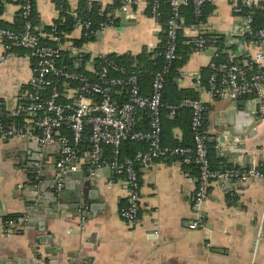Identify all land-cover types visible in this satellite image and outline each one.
<instances>
[{
    "label": "crops",
    "instance_id": "1",
    "mask_svg": "<svg viewBox=\"0 0 264 264\" xmlns=\"http://www.w3.org/2000/svg\"><path fill=\"white\" fill-rule=\"evenodd\" d=\"M79 1L64 0L72 15ZM232 1H208L211 11L204 30L223 35L228 55L249 68L248 57L257 51L264 55V43L256 46L246 39L241 17L232 11ZM87 2L98 4L99 13L109 21L93 37L78 44L75 40L84 38L81 26L75 25L64 34L68 60L72 61L74 55L71 47L87 58H95L110 53L136 55L161 44L165 28L150 16L149 0H138L126 12L120 11V0ZM34 11L41 35L61 16L56 0H34ZM18 15L16 0L2 1L1 26L18 30ZM181 32L188 38L197 35L193 24L182 26ZM215 49L211 45L192 52L179 68L178 85L196 90L206 107L202 133L210 147L212 167L264 169V112L261 115L258 101L252 96L229 101L202 94L206 86L200 83L201 69L209 64ZM3 53L0 44V57ZM34 62L26 49H13L9 57L0 59V99L6 109L13 108L27 88ZM82 68L94 76L92 65L84 64ZM63 85V91L71 93V85ZM141 91L148 94L150 86L147 92L143 88ZM114 99L121 102L124 94L116 91ZM137 127H143L140 118ZM183 134L180 126H174L171 138L180 142ZM89 148L83 139L78 170L59 177L56 144L39 146L35 137L0 136V219L14 217L22 221L21 228L10 235L0 226V264H264V241L255 242L257 224L264 215V182L247 178L213 183L204 203L205 222L190 229L198 171L176 161L157 160L139 169V216L130 226L119 215L127 195L124 178L113 177L105 166L93 168ZM35 158L38 160L29 161ZM25 163L36 165V170L26 168ZM55 176L59 178L57 186L69 191L89 182L82 191L87 206H92L86 210V217H74L72 209H58L56 213L48 207L56 206L49 192ZM35 178L43 186L39 197L46 208L29 215L31 196L26 186H35ZM44 210H53L54 214Z\"/></svg>",
    "mask_w": 264,
    "mask_h": 264
},
{
    "label": "built area",
    "instance_id": "2",
    "mask_svg": "<svg viewBox=\"0 0 264 264\" xmlns=\"http://www.w3.org/2000/svg\"><path fill=\"white\" fill-rule=\"evenodd\" d=\"M22 28L18 31L0 25V44L4 53L1 61L12 54L13 49L31 51L35 62L27 88L18 96L16 105L6 109L0 102V136L1 137H35L38 143L54 142L58 157L55 162L57 176L68 171H77L79 144L86 139L89 143V157L93 168L107 167L113 177L124 178L127 188L125 203L119 209L120 217L130 226L138 221L140 209L139 169L149 167L157 160L168 159L181 165H194L197 168V186L192 199V218L188 223L190 229L202 226L205 222L204 203L211 185L228 180L252 178L264 182L262 167L214 168L209 159V144L203 133L205 105L200 96L185 97L176 104L166 105L169 114L173 115L178 108L190 111L191 144L168 146L162 142L161 109L165 80L173 61L177 57V39L181 29V6H193L194 15L199 18L205 2L211 0H169L170 16L165 23L166 44L159 55L164 63L152 76L150 92L141 91L138 74L119 66L106 55L99 54L95 58L86 57L75 47L72 61L66 65L65 52L67 39L57 34L54 28L45 35L35 31L32 21L33 0H16ZM120 11L126 12L138 3V0H120ZM87 7L91 4L88 2ZM232 11L241 17V30L253 32L254 20L252 10L264 9V0H233ZM160 0L149 1V13L157 22ZM246 10V11H245ZM245 11V12H243ZM76 16V15H75ZM106 23L100 22V27ZM76 26L83 29L84 38L95 35L91 22L76 17ZM197 29V41L193 52L205 48V33L201 19L193 24ZM254 45L264 43V26L255 32ZM46 38V42L41 40ZM71 53V52H68ZM217 56L216 49L213 57ZM101 61L95 65V59ZM251 71L240 69L237 63L209 62L213 70L207 79V86L202 90L212 99L237 100L252 96L258 101L261 115L264 112V55L257 51L248 57ZM93 66V76L82 67ZM92 77V78H91ZM71 85V93L63 91V84ZM116 91L124 94V99H114ZM145 110L148 114L147 128L137 127L138 114ZM20 118L16 121L15 118ZM11 118L9 121H7ZM66 131V132H64ZM125 140L142 143L145 149L137 150L132 156L122 157L121 146ZM109 149V157L102 158L103 148ZM94 173V169L90 174ZM21 219L7 217L0 219V226L10 235L21 228ZM264 241V215L257 224L255 242Z\"/></svg>",
    "mask_w": 264,
    "mask_h": 264
},
{
    "label": "trees",
    "instance_id": "3",
    "mask_svg": "<svg viewBox=\"0 0 264 264\" xmlns=\"http://www.w3.org/2000/svg\"><path fill=\"white\" fill-rule=\"evenodd\" d=\"M2 1L0 0V7L2 6ZM150 1V0H149ZM34 2V0H33ZM58 6L61 8V16L54 21L52 25L46 26L43 30L44 33H49L52 28H54L55 32L61 36L64 37V34L69 33L72 28L75 26L76 17L80 18L82 20H87L91 22V28L95 30L100 29V22L108 23V18L99 13V6L96 3H92L91 7H87V0H80L77 9L75 10V15H72V13L69 11L68 6L64 2V0H56ZM121 2V1H120ZM170 3L169 0H160V8H159V16H158V23L161 24L165 28V23L168 17L170 16ZM211 11V7H208V2H205L202 8V14L199 18H197L193 13V6L191 3L188 5L181 6L180 8V23L181 27L188 24H195L197 22V19H201L203 22H206V18L209 15ZM246 11V10H245ZM243 11V12H245ZM253 23H252V29L253 32L251 33H245L246 39L248 40H254L256 39L255 31L261 27L264 26V9H253ZM19 16V15H18ZM19 19V26L20 30L22 28V21ZM183 20V21H182ZM32 21L33 24L36 26V13L33 9L32 14ZM0 25H2L0 21ZM16 30V31H18ZM35 31L40 34V31L35 28ZM202 38L205 40V47L207 46H214L216 47L217 56L212 58V61L217 63L220 62H235L238 64L240 69L245 70L247 72L251 71V67L244 68L242 64H240L237 60L234 58H231L226 49L224 43V37L221 34L217 33H208L205 32L202 35ZM198 37H192L188 38L182 35L181 29L179 31V36L177 39V57L173 61L171 70L169 74L166 77L165 85L163 89V96H162V102L163 107L161 109V125H162V142L164 145L168 146H176V145H187L191 144V130H190V111L188 108H178L176 112L173 115L169 114V109L166 108V105L176 104L179 100L185 97H191L195 98L197 97V91L192 88H183L178 85L177 79L179 78V68L182 67L185 62L187 61L189 55L194 51L195 44ZM41 40L46 42L45 37H41ZM86 38L75 40V43L78 44L80 42L85 41ZM166 44V34H164V37L162 39L161 44L156 49H153L152 51H148L146 49H143L142 52L131 55L129 53H124L117 55L115 53H110L106 55L107 59L113 60L116 62L119 66L124 67L125 69L129 71H133L138 74L139 77V83L140 88L142 90L145 89L144 92H147L150 81L152 79L153 74L162 67L164 60L163 57L160 54L165 48ZM86 56V55H85ZM87 57V56H86ZM70 59L68 60L65 57L64 63L66 65L70 64ZM101 59L96 58L95 59V65L100 63ZM213 70L209 65L203 67L201 69V84L207 86V79L209 74ZM91 75V74H89ZM92 76V75H91ZM92 78V77H91ZM93 79H95V76H93ZM116 96V93H114ZM0 102L3 103V101L0 99ZM138 117L140 118V124H142V129L147 128V120H148V114L145 110H142ZM11 118H9L7 121H9ZM16 121H20V118H15ZM174 126H180L183 129V138L180 142H177L171 138L172 135V128ZM65 132V131H64ZM85 140V139H84ZM208 143V142H207ZM81 144V143H80ZM79 144V147H80ZM146 146L142 143L135 142L132 140H125L122 143L121 146V156L122 157H128L132 156L137 150L139 149H145ZM109 155V149L107 147L103 148L102 152V158H108ZM193 166L194 165H188ZM196 168V167H195ZM197 170V168H196ZM7 218V217H6Z\"/></svg>",
    "mask_w": 264,
    "mask_h": 264
},
{
    "label": "water",
    "instance_id": "4",
    "mask_svg": "<svg viewBox=\"0 0 264 264\" xmlns=\"http://www.w3.org/2000/svg\"><path fill=\"white\" fill-rule=\"evenodd\" d=\"M98 34H100V32H98ZM229 101H233V100H229ZM48 144H55L54 142H50V143H46V144H40L39 143V146H46ZM36 159V160H35ZM35 159H31L29 160L30 162L31 161H37L38 159L35 158ZM26 164V163H25ZM26 168H35L36 170V165H30V164H26L25 165ZM34 177L31 176L30 180L33 181ZM58 177L55 176V178H53V184L49 190V192L51 193L52 195V201L54 203H56V206L54 205L51 206V205H48V207L50 206L51 209H54V211H56L57 213V210L60 209V210H66V211H69V209H72L74 210V212L72 213V215L74 217H77V216H81V217H86V210L88 209H92V206H87V202L84 198V195L82 193V191L84 192L85 191V188L84 187H87L89 185V182H86L84 183V186L80 185V186H77L76 189H74V191H69L67 190L66 188L64 187H58ZM243 181L245 179H242ZM35 186L33 185V183H29L27 184V188L29 189V192H30V195L31 198L28 199V209L27 210H30L29 212V215L32 214V213H41L43 212V209L46 208V204L43 203V201H41L39 195L40 193L42 192V185L38 182V180H36L35 178ZM90 198V196H89ZM30 204H33L34 206L31 208L30 207ZM45 213H48V214H54L53 210L51 211H47V210H44ZM57 215V214H56Z\"/></svg>",
    "mask_w": 264,
    "mask_h": 264
}]
</instances>
